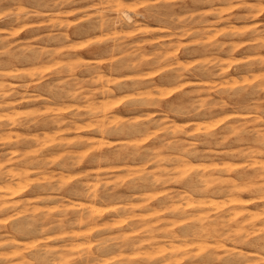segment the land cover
<instances>
[{
    "label": "rangeland",
    "instance_id": "1",
    "mask_svg": "<svg viewBox=\"0 0 264 264\" xmlns=\"http://www.w3.org/2000/svg\"><path fill=\"white\" fill-rule=\"evenodd\" d=\"M32 7L30 0H0V16H18L22 10L28 11ZM90 7V0H79L67 6L66 15L59 19V14H52L51 19L30 17L19 25L10 18L0 20V36L7 37V43L14 45L7 52L4 51L6 45H0V52L3 53L0 54V73H6L0 75V84L3 85L0 93H10L3 98L8 107L0 109V165H3V169H0V222H7L0 223V237L8 241L0 247V264H244L246 260H250L251 264H264V252L255 247H236L232 244L234 238L251 236L253 231L264 229V201L258 199L255 192L258 173H264V154L258 143L264 138V90L256 89V85L264 79V49L258 47V38L247 34L240 37L231 35L238 28L249 26L234 19L242 14V9L229 10L228 0H200L197 3L185 0L184 11L180 14L193 16L197 20L203 17L202 22L188 27L187 34L181 36L165 31L130 34L124 41L125 45H130L126 52L134 62L135 57L139 56L143 70L126 76L110 70L119 67L114 63L115 56L101 54L113 45L93 43L103 37L88 36L86 30L81 28L78 36H84V39H75L76 52L81 59L99 56L90 60L101 72L100 80L93 89V101L97 106L103 105L105 108L106 105V114L120 119L128 112L135 111L121 102L131 93L116 91L117 84L123 79L159 81V90L161 93H172L170 98H182L185 102L199 99L205 105L199 117L160 119L157 122L159 127L152 129V133L164 138H184L186 132L189 137L199 138L204 127L215 128L220 133L219 138H211L214 144L219 142V148L200 146L201 156L178 166L202 170L198 178L195 175L191 178L190 183L198 184L202 189L205 187L207 192L202 191L189 199L178 188L175 191L179 194H174L173 185L153 187L144 179V173L155 172L157 165L147 163L149 155L155 158L156 152L131 155L137 151L134 146L146 147L154 143L142 135V129L132 132V139L123 136L105 139L92 130L88 118L77 117L70 125L56 122L61 116L66 121L70 119L67 109L72 108L75 102L46 97L44 87L49 80L58 81V77L52 76V64L45 56L39 61L34 60L29 49L38 47L42 53L55 52L60 62L61 48L58 42L49 39L50 35L58 30L55 27L58 23L59 30H64L65 23L70 25L67 31L77 30V22L83 25L84 11ZM33 33L39 39L34 38ZM164 44L173 47L169 51H162L161 45ZM9 52L15 53V56L9 55ZM119 54L116 53V56ZM158 56L167 58L164 64L169 69L183 67L186 74L183 91L199 89V97H183V92L170 89L169 82L175 75L174 71L157 75L151 70L152 61ZM217 63L223 67V79L213 72V69L219 71L216 69ZM201 64L206 71L193 72L192 66L199 67ZM83 71L79 67L73 69L78 79H87L81 76ZM208 72H213L215 78L209 77ZM19 73L33 75L20 76ZM39 74L46 75L48 79L41 81ZM240 83L247 85V90L231 100L213 91L218 85L223 87ZM107 86L114 90V95L108 92ZM144 95L149 101L156 99L148 90ZM212 100L224 106L207 107ZM166 103L167 100H163L160 109L155 111L164 109ZM169 128L170 132L167 131ZM160 142L157 141V144ZM181 142L184 140L181 139ZM99 157H106L103 165L90 163ZM160 160L168 163V158L163 155ZM15 174L22 176L16 177ZM23 175H26L25 178ZM202 175L205 177L202 178ZM22 186L27 187L21 191ZM85 188L88 189L87 195L75 194ZM239 198L241 202H237ZM180 200L185 201L183 211L177 210L181 207ZM188 202L191 204L188 205ZM248 209L258 216L251 218L252 213ZM199 211L206 215H199ZM229 214H234L235 218ZM17 216L20 218L14 219ZM27 217H39L41 222L34 223ZM185 240L189 244L184 243L187 242ZM169 243L179 244L175 246L179 250H171L174 246ZM200 243L203 248H200ZM159 247L166 251L159 250ZM144 251L151 255H143ZM61 255L72 261L66 262L65 259L61 262ZM177 257L180 261L174 263Z\"/></svg>",
    "mask_w": 264,
    "mask_h": 264
},
{
    "label": "clouds",
    "instance_id": "2",
    "mask_svg": "<svg viewBox=\"0 0 264 264\" xmlns=\"http://www.w3.org/2000/svg\"><path fill=\"white\" fill-rule=\"evenodd\" d=\"M78 2L79 0H30V3L33 5L30 10H22V14L18 16H0V20L10 18L14 24L19 25L27 22L30 17L37 20L51 19L52 14H59V19L66 15L65 10L67 6ZM193 2L197 3L200 0H193ZM228 3L229 10L232 8L242 9V14L235 16L234 19L249 25L247 28L235 30L231 35L240 37L247 34L250 37L258 38L260 40L258 47L264 49V19H261L264 17V0H228ZM90 4L91 7L84 11L83 25L77 22L79 26L77 30L72 32L67 31L70 26L67 23L64 24V30H59L60 25L58 23L55 26L58 30L50 35L49 39L58 42V46L61 48V54L59 55L60 62L57 61V54L55 52L42 53L38 47L29 49L33 53L32 59L34 60L39 61L42 56H45L52 64V76L58 77V81L49 80L48 85L44 87L43 91L46 97L51 100L62 98L75 102L72 108L67 109L70 113V119L66 121L63 117H59L56 122L59 124L69 123L70 125L71 121L77 117L88 118L92 130L105 139L122 136L132 139L131 133L136 129H142V135L152 139L154 143L148 144L146 147L143 145L134 146L137 151L131 155H138L140 152L148 155L156 152L155 158L149 155L147 163L157 165L155 172L144 173V179L153 187L160 185L163 188L173 185V191L176 195H178V192L175 189L178 188L179 192L185 193L189 199L197 196L203 189L198 184L193 185L190 181L194 175L198 178L202 170L184 169L178 166L191 162L193 157L201 156L200 146L219 148V142L214 144L211 138L219 137L220 133H217L215 128L204 127L201 129V136L199 138L189 137L187 132L184 138L171 136L164 138L156 136L152 133V129L154 126L159 127L157 122L160 119L183 120L199 117L205 105L199 99L185 102L182 98H170L172 93H161L159 90V81L144 79H132L129 81L128 79H123L117 84L116 91L131 93V95L125 96L121 102L126 107L135 109V111L128 112L126 116H122L120 119L106 114L104 106H97L93 101V89L98 83L101 72L99 67L95 63H91L90 60L98 59L99 56H86L84 59H81L76 52L75 39H84V36H78V31L81 28L86 30L88 36L103 37L102 39L94 40L93 43L112 44L113 47L111 49L102 51L101 54L115 56L114 63L118 64L119 67H112L110 70L113 72L119 71L126 76L128 73L135 74L143 70V62L139 56L135 57L134 62L126 52V49L130 45H125L124 41L130 34L165 31L170 32L174 36L186 35V29L201 23L203 17L197 20L190 15H181L180 13L184 11L183 5L185 4V0H90ZM36 27L38 28L39 25H36ZM33 37L39 39L36 33H33ZM0 45H6L5 52L14 47V45L7 43V37L3 36H0ZM172 47V45L168 44L161 45L162 51H169ZM116 53L120 54L116 56ZM0 54L3 53L0 52ZM9 55L15 56V53L9 52ZM165 59L167 58L160 56L153 59L151 70L157 75L174 71L175 75L169 82V88L183 92V97H199V89L188 92L183 91L186 82V74L183 67L169 69L164 64ZM173 63L175 62L173 61ZM76 67L84 70L81 76L87 77V79H78L74 75L73 69ZM192 68L193 72L206 71L202 64L199 67L193 65ZM216 69H219V71L213 69L215 76L223 79L222 65L217 63ZM213 72H208V76L215 78ZM0 75H6V73H0ZM19 75L29 76L33 74L19 73ZM39 75L41 81L48 79L46 75ZM105 84H107V81H105ZM189 86L193 87L190 84ZM0 87H3V85L0 84ZM247 87L244 83L223 87L218 85L213 91L217 95L231 100L234 96L246 91ZM256 89L264 90V79H261L259 84L256 85ZM145 90L150 91L156 99L147 100L144 95ZM109 93L115 94L112 89H109ZM8 94L10 93H0V109L8 107L3 102V97ZM208 99L211 100V97H208ZM163 100H167L164 109L155 111L156 109H160ZM216 106L223 107L224 104L212 100L211 104L207 105L209 108ZM81 112H83V117H81ZM134 116L143 118L132 119ZM167 131L170 132L171 129L169 128ZM181 139L184 142H181ZM157 141L162 142L157 144ZM258 143L262 154H264V138ZM157 148L159 151H157ZM161 155L168 158V163L164 164L160 160ZM105 160L106 157H99L90 161V163L93 165H103ZM0 169H3V165H0ZM258 178L256 195L258 199L264 201V173H259ZM75 194L87 195L88 189L85 188ZM179 203L181 207L177 210L183 211L185 201L180 200ZM19 218V216L14 217V219ZM27 218L31 219L34 223L41 222L39 217ZM0 223L7 224V222ZM49 226L51 227V225ZM7 242L0 237V247ZM232 244L236 247H255L257 250L264 252V229H261L259 232L253 231L251 236L234 238ZM225 255H228V253ZM244 264H251V262L246 260Z\"/></svg>",
    "mask_w": 264,
    "mask_h": 264
},
{
    "label": "bare ground",
    "instance_id": "3",
    "mask_svg": "<svg viewBox=\"0 0 264 264\" xmlns=\"http://www.w3.org/2000/svg\"><path fill=\"white\" fill-rule=\"evenodd\" d=\"M217 4H218V3H217ZM225 5H226V4H225ZM195 8H196V7H195ZM217 11H218V10H217ZM17 13H18V12H17ZM239 13H240V12H239ZM18 14H19V13H18ZM201 14H202V13H201ZM19 15H20V14H19ZM227 16H228V15H227ZM228 17H229V16H228ZM228 19H229V18H228ZM206 22H207V21H206ZM195 29H196V28H195ZM202 29H204V28H202ZM238 29H239V28H238ZM186 31H187V30H186ZM205 36H206V35H205ZM172 41H173V40H172ZM203 41H204V40H203ZM242 41H243V40H242ZM168 42H169V41H168ZM240 42H241V41H240ZM10 44H11V43H10ZM236 44H237V43H236ZM247 46H248V45H247ZM233 49H234V48H233ZM57 52H58V51H57ZM161 53H162V52H161ZM155 54H156V53H155ZM163 54H164V53H163ZM153 55H154V54H153ZM167 55H168V54H167ZM247 66H248V65H247ZM225 71H227V70H225ZM254 74H255V73H254ZM228 76H229V75H228ZM260 76H261V75H260ZM252 77H253V76H252ZM110 78H111V77H110ZM254 78H255V77H254ZM236 79H237V78H236ZM98 80H100V79H98ZM226 81H227V80H226ZM226 81H225V82H226ZM200 82H201V81H200ZM211 82H212V81H211ZM227 84H228V83H227ZM5 86H6V85H5ZM107 87H108V86H107ZM102 88H104V87H102ZM206 88H207V87H206ZM1 89H2V88H1ZM108 89H109V87H108ZM108 89H107V90H108ZM110 89H111V88H110ZM112 90H113V89H112ZM17 91H18V90H17ZM102 91H103V90H102ZM113 91H114V90H113ZM108 92H109V91H108ZM108 92H107V94H108ZM33 93H35V92H33ZM103 95H104V94H103ZM37 96H38V95H37ZM19 97H20V96H19ZM43 97H44V96H43ZM146 97H147V96H146ZM211 97H212V96H211ZM3 98H4V97H3ZM15 98H16V97H15ZM202 98H204V97H202ZM26 99H27V98H26ZM19 100H20V99H19ZM97 100H98V99H97ZM201 100H202V99H201ZM204 100H205V99H204ZM244 100H245V99H244ZM3 101H4V100H3ZM21 101H22V100H21ZM21 101H20V102H21ZM18 102H19V101H18ZM100 102H101V101H100ZM13 103H14V102H13ZM13 103H12V104H13ZM38 103H39V102H38ZM14 104H15V103H14ZM202 104H203V103H202ZM9 105H10V104H9ZM12 106H15V105H12ZM107 106H108V105H107ZM109 107H110V105H109ZM105 108H107L106 105H105ZM107 109H108V108H107ZM107 109H105V111H106ZM112 109H113V108H112ZM112 109H111V110H112ZM59 113H60V112H59ZM111 114H112V113H111ZM207 115H208V114H207ZM209 115H210V114H209ZM214 115H216V114H214ZM61 117H62V116H61ZM244 117H245V116H244ZM258 117H259V116H258ZM57 118H58V117H57ZM245 118H246V117H245ZM250 118H251V117H250ZM256 118H257V117H256ZM15 119H16V117H15ZM18 119H19V118H18ZM234 119H235V118H234ZM257 119H258V118H257ZM261 119H262V118H261ZM19 120H20V119H19ZM56 120H57V119H56ZM66 120H67V119H66ZM245 120H246V119H245ZM252 120H253V119H252ZM236 121H237V120H236ZM241 121H242V120H241ZM248 121H249V120H248ZM261 121H262V120H261ZM18 122H19V121H18ZM20 122H21V121H20ZM71 122H72V121H71ZM249 122H250V121H249ZM29 123H31V122H29ZM245 123H246V122H245ZM15 124H16V123H15ZM15 124H14V125H15ZM24 124H25V123H24ZM88 124H89V123H88ZM2 125H3V124H2ZM25 125H26V124H25ZM231 125H232V124H231ZM239 125H240V124H239ZM0 126H1V124H0ZM57 126H58V125H57ZM254 126H255V125H254ZM2 127H3V126H2ZM8 127H9V126H8ZM8 127H7V128H8ZM18 127H19V126H18ZM35 127H36V126H35ZM44 127H45V126H44ZM250 127H251V126H250ZM255 127H256V126H255ZM255 127H254V128H255ZM257 127H258V126H257ZM263 127H264V126H263ZM42 128H43V127H42ZM225 128H226V127H225ZM230 128H231V127H230ZM247 128H249V127H247ZM2 129H3V128H2ZM2 129H1V131H2ZM4 129H5V128H4ZM39 129H40V128H39ZM227 129H228V127H227ZM244 129H245V128H244ZM244 129H243V130H244ZM251 129H252V128H251ZM263 129H264V128H263ZM238 130L240 131V129H238ZM243 130L241 129V131H243ZM256 130H257V129H256ZM75 131H76V130H75ZM245 131H247V130L245 129ZM261 131H262V130H261ZM263 131H264V130H263ZM2 132H3V131H2ZM61 132H63V131H61ZM153 132H154V131H153ZM230 132H231V131H230ZM236 132H237V131H236ZM224 133H226V132H224ZM224 133H223V138H224ZM227 133H228V132H227ZM242 133H243V132H242ZM221 134H222V133H221ZM247 134H249V132H248ZM260 134H261V133H260ZM221 136H222V135H221ZM221 136H220V138H221ZM20 137H21V136H20ZM253 137H254V136H253ZM263 137H264V134H263ZM216 138H217V137H216ZM218 138H219V137H218ZM236 138H237V137H236ZM23 139H24V138H23ZM213 139H214V138H213ZM237 139H238V138H237ZM21 140H22V138H21ZM80 140H81V139H80ZM80 140H79V141H80ZM182 140H183V139H182ZM232 140H233V139H232ZM239 140H240V139H239ZM217 141H218V140H217ZM219 141H220V140H219ZM258 141H259V140H258ZM239 146H240V145H239ZM248 146H249V145H248ZM235 148H236V147H235ZM253 148H254V147H253ZM18 149H20V148H18ZM259 150H260V149H259ZM215 151H218V150H215ZM227 151H228V150H227ZM251 153H252V152H251ZM258 153H259V152H258ZM260 153H261V151H260ZM252 154H253V153H252ZM239 155H240V154H239ZM256 155H257V152H256ZM256 155H255V156H256ZM261 155H262V154H261ZM252 156H253V155H252ZM256 157H257V156H256ZM253 158H254V157H253ZM259 158H260V157H259ZM259 158H258V159H259ZM213 160H214V159H213ZM253 160H254V159H253ZM263 160H264V159H263ZM224 162H225V161H224ZM255 162H256V160H255ZM251 163H252V162H251ZM258 163H259V162H258ZM224 164H225V163H224ZM256 164H257V163H256ZM256 164H255V165H256ZM263 165H264V164H263ZM230 166H231V165H230ZM230 166H229V167H230ZM259 166L261 167V165H259ZM193 167H194V166H193ZM213 167H214V166H213ZM225 167H226V166H225ZM225 167H224V168H225ZM231 167H232V166H231ZM262 167L264 168V166H262ZM205 169H207V168H205ZM12 170H13V169H12ZM208 170H209V169H208ZM262 170H263V169H262ZM24 171H25V170H24ZM224 171H226V169H225ZM228 171H229V170H228ZM260 171H261V170H260ZM263 171H264V170H263ZM218 172H219V171H218ZM218 172H217V173H218ZM255 172H256V171H255ZM261 172H262V171H261ZM207 173H209V172H207ZM259 173H260V172H259ZM259 173H258V174H259ZM13 174H14V173H13ZM17 174H18V173H17ZM17 174H15L16 177H17V176H19V177L22 176V175L20 176V175H17ZM21 174H22V173H21ZM23 174H24V173H23ZM27 174H28V173H26V175H27ZM213 174H214V173H213ZM26 175H23L24 178H25ZM209 175H210V174H209ZM209 175H208V176H209ZM245 175H246V174H245ZM214 176H215V175H214ZM222 176H223V175H222ZM222 176H221V177H222ZM225 176H226V175H224V177H225ZM248 176H249V175H248ZM12 177H13V176H12ZM204 177H205V176L202 175V178H204ZM224 177H222V178H224ZM244 177H245V176H244ZM250 177H251V176H250ZM213 178H214V177H213ZM219 178H220V177H219ZM246 178H247V177H246ZM16 179H17V178H16ZM235 179H236V178H235ZM19 180H20V179H19ZM205 180H207V179L205 178ZM205 180H204V183L206 182ZM213 180H214V179H213ZM254 180H255V179H254ZM21 181H22V180H21ZM196 181H197V180H196ZM217 181H218V180H217ZM223 181H224V179H223ZM194 182H195V181H194ZM196 183H197V182H196ZM213 183H214V182H213ZM219 183H221V182H219ZM257 183H258V182H257ZM207 184H208V183H207ZM248 184H249V183H248ZM251 184H254V183L251 182ZM249 185H250V184H249ZM7 186H8V185H7ZM206 186H207V185H206ZM208 186H210V185H208ZM242 186H243V185H242ZM26 187H27V186H22L21 191L25 190ZM218 187H219V186H218ZM4 188H6V187H4ZM204 188H205V187H203V189H204ZM234 188H235V187H234ZM220 189H222V188H220ZM229 189H230V188H229ZM238 189H239V188H238ZM224 190H225V189H224ZM230 190H231V189H230ZM256 190H257V189H256ZM3 191H4V190H3ZM3 191H2V192H3ZM6 191H7V190H6ZM10 191H11V190H10ZM203 191H205V189H204ZM232 191H233V190H232ZM0 192H1V190H0ZM4 192H5V191H4ZM205 192H207V191H205ZM255 192H256V191H255ZM17 193H18V192H17ZM6 194H7V193H6ZM11 194H12V193H11ZM178 194H179V193H178ZM181 194H183V193H181ZM12 195H14V194H12ZM16 195H17V194H16ZM20 195H21V194H20ZM227 195H228V194H227ZM230 195H232V194H230ZM236 195H237V194H236ZM183 196H184V195H183ZM1 197H2V196H1ZM1 197H0V199H1ZM194 197H195V196H194ZM208 197H209V196H208ZM4 198H5V197H4ZM201 198H202V197H201ZM235 198H236V197H235ZM205 199H206V198H205ZM231 199H232V198H231ZM233 199H234V198H233ZM6 200H7V199H6ZM185 200H186V199H185ZM196 200H197V199H196ZM199 200H200V199H199ZM201 200H202V199H201ZM201 200H200V201H201ZM203 200H204V199H203ZM238 200H239V202L242 201V200H240V198L237 199V202H238ZM11 201H13V200H11ZM171 201H172V200H171ZM171 201H170V202H171ZM192 201H193V200H192ZM230 201H231V200H230ZM235 201H236V200H234V202H235ZM2 202H3V201H2ZM170 202H169V203H170ZM196 202H197V201H196ZM204 202L206 203V200H205ZM210 202H212V201L210 200ZM231 202H232V201H231ZM16 203H17V202H16ZM16 203H15V204H16ZM189 203H190V202H188L187 204L189 205ZM200 203L202 204V202H200ZM200 203H197V204L199 205ZM9 204H10V203H9ZM173 204H174V203H173ZM175 204L177 205L178 203H175ZM190 204H191V203H190ZM195 204H196V203H195ZM201 204H200V205H201ZM3 205H4V204H3ZM3 205H2V207H3ZM5 205H6V204H5ZM176 205H175V206H176ZM203 205H204V203H203ZM208 205H209V204H208ZM12 206H13V205H12ZM15 206H16V205H15ZM171 206H172V205H171ZM177 206H178V205H177ZM191 206H192V205H191ZM212 206H213V205H212ZM28 207H29V204H28ZM0 208H1V207H0ZM236 208H237V210H238V207H236ZM236 208H234V209H236ZM247 208H248V207H247ZM32 209H33V208H32ZM32 209H31V210H32ZM201 209H202V208H201ZM234 209H233V210H234ZM242 209H243V208H242ZM51 210H52V209H51ZM92 210H93V209H92ZM174 210H175V209H174ZM230 210H231V209H230ZM230 210H229L228 213H230ZM237 210H235V211H237ZM244 210H245V208H244ZM244 210H243V211H244ZM67 211H68V210H67ZM95 211H96V210H95ZM95 211H94V212H95ZM157 211H158V210H157ZM208 211H209V210H208ZM238 211H239V210H238ZM238 211H237L236 213H238ZM250 211H251V210H250ZM250 211H249V209H248V212H249V213H250ZM90 212H91V211H90ZM159 212H160V211H159ZM189 212H190V211H189ZM201 212L203 213V211H201ZM244 212H245V211H244ZM246 212H247V210H246ZM253 212H254V210H253ZM62 213H63V212H62ZM92 213H93V212H92ZM95 213H97V211H96ZM197 213H198V212H197ZM202 213H200V211H199L198 214L201 215ZM208 213H209V212H208ZM240 213H241V212H240ZM251 213H252V211H251ZM80 214H82V213H80ZM90 214H91V213H90ZM231 214H232V213H231ZM234 214H235V213H234ZM234 214H233V215H234ZM238 214H239V213H238ZM245 214H246V213H245ZM76 215H77V214H76ZM76 215H75V216H76ZM202 215L204 216V215H206V214L203 213ZM211 215H212V214H211ZM211 215H210V216H211ZM233 215H230V214H229L230 217H233ZM236 215H237V214H236ZM246 215H247V214H246ZM254 215H255V213H254ZM254 215H253V213H252L251 218H252V216H254ZM10 216H12V215H10ZM61 216H62V214H61ZM75 216H74V217H75ZM80 216H81V215H80ZM194 216H195V215H194ZM234 216H235V215H234ZM257 216H258V215L256 214L254 217H257ZM139 217H140V216H139ZM142 217H144V216H142ZM188 217H190V216H188ZM230 217H228V218H230ZM249 217H250V216H249ZM249 217H247V218H249ZM133 218H134V217H133ZM193 218H194V217H193ZM220 218H221V217H220ZM234 218H235V217H233V219H234ZM75 220H76V219H75ZM200 220H201V219H200ZM235 220H236V219H235ZM246 220H247V219H246ZM250 220H251V219H249L248 221H250ZM252 220H253V219H252ZM87 221H88V220H87ZM227 221H228V220H227ZM229 221H230V220H229ZM236 221H237V220H236ZM88 222H89V221H88ZM242 222H243V221H242ZM240 223H241V222H240ZM243 223H245V221H244ZM238 224H239V223H238ZM254 224H255V223H254ZM241 225H242V224H241ZM207 226H208V225H207ZM22 227H23V226H22ZM22 227H21V228H22ZM190 227H191V226H190ZM210 227H211V226H210ZM23 228H24V227H23ZM199 228H200V227H199ZM199 228H198V229H199ZM238 228H239V227H238ZM199 230H200V229H199ZM202 230H203V228H202ZM202 230H201V231H202ZM235 230H236V229H235ZM235 230H234V231H235ZM240 230H241V229H240ZM191 231H192V229H191ZM236 232H237V231H236ZM241 232H242V231H241ZM177 233H178V232H177ZM177 233L174 232V234H177ZM193 233H195V232H193ZM199 233H200V232H199ZM232 233H233V232H232ZM7 234H8V233H7ZM197 234H198V233H197ZM240 234H241V233H240ZM0 235H2V234H0ZM155 235H156V234H155ZM172 235H173V234H172ZM207 235H208V234H207ZM180 236H181V235H180ZM191 236H192V235H191ZM152 237H153V236H152ZM174 237H175V236H174ZM184 237H185V236H184ZM212 237H213V236H212ZM4 238H6V237H4ZM153 238H154V237H153ZM176 238H177V237H176ZM8 239H9V238H8ZM12 239H13V238H12ZM14 239H15V238H14ZM14 239H13V240H14ZM136 239H137V238H136ZM150 239H152V238H150ZM156 239H157V238H156ZM146 240H147V239H146ZM152 240H153V239H152ZM196 240H197V239H196ZM196 240H195V241H196ZM201 240H202V239H201ZM9 241H10V240H9ZM11 241H12V240H11ZM14 241H15V240H14ZM72 241H73V240H72ZM168 241H169V240H168ZM182 241H183V240H182ZM185 241H187V240H185ZM191 241H192V240H191ZM16 242H18V241H16ZM176 242H177V241H176ZM189 242H190V241H189ZM192 242H194V241H192ZM200 242H204V240H203V241H200ZM78 243H80V242H78ZM157 243H158V242H157ZM160 243H161V242H160ZM181 243H182V242H181ZM184 243L187 244L188 241H187V242H184ZM190 243H191V242H190ZM206 243H208V242H206ZM138 244H139V243H138ZM169 244H172V243H169ZM186 244H185V245H186ZM188 244H189V243H188ZM194 244L196 245V243H194ZM198 244H199V243H198ZM198 244H197V245H198ZM200 244H201V243H200ZM83 245H84V244L82 243V246H83ZM149 245L153 246L152 244H149ZM156 245H157V244H156ZM165 245H166V244H165ZM172 245L174 246V248H172L171 250H174L175 248H176V249L179 248V247H175L176 245H179V244H172ZM219 245H220V244H219ZM68 246L70 247V245H68ZM75 246H76V243H75ZM157 246H158V245H157ZM159 246H161V245H159ZM166 246H167V245H166ZM166 246H165V247H166ZM181 246H182V245H181ZM210 246H211V245H210ZM17 247H18V246H17ZM17 247H16V248H17ZM71 247H72V246H71ZM73 247H74V246H73ZM73 247H72V248H73ZM76 247H77V246H76ZM170 247H172V246H170ZM182 247H183V246H182ZM185 247H186V246H185ZM219 247L221 248L222 246H219ZM60 248H61V247H60ZM145 248H146V247H145ZM147 248H148V247H147ZM161 248H162V246H161ZM161 248L159 247V250H163V251L165 250V249H161ZM163 248H164V247H163ZM168 248H169V246H168ZM168 248L166 247V249H168ZM200 248H203V247H202V244H201ZM204 248H205V247H204ZM9 249H12V248H9ZM9 249H8V250H9ZM13 249H14V248H13ZM73 249H75V247H74ZM143 249H144V248H143ZM169 249H170V248H169ZM169 249H168V250H169ZM216 249H217V248H216ZM14 250H16V249H14ZM19 250H20V251H19V254H20L21 249H19ZM145 250H146V249H145ZM178 250H179V249H178ZM186 250H187V249H186ZM22 251H23V250H22ZM147 251H148V250H147ZM150 251H151V250H150ZM165 251H166V250H165ZM184 251H185V249H184ZM141 252H142V251H141ZM156 252H157V251H156ZM161 252H162V251H161ZM6 253H7V252H6ZM6 253H5V254H6ZM52 253H53V252H52ZM142 253H143V252H142ZM158 253H159V251H158ZM50 254H51V253H50ZM60 254H61V253H59L58 255L60 256ZM66 254H67V253H66ZM145 254H146V255H149V256L151 255L150 253L147 254L146 251H144V254H143V255H145ZM154 254H155V252H154ZM154 254H153V255H154ZM183 254H184V253H183ZM15 255H16V254H15ZM17 255H18V254H17ZM211 255H212V254H211ZM20 256H22V255H20ZM20 256H19V257H20ZM61 256H62V255H61ZM175 256H176V255H175ZM180 256H181V255H180ZM216 256H217V255H216ZM261 256H262V255H261ZM5 257H7V256L5 255ZM19 257H18V258H19ZM68 257H69V256H68ZM173 257H174V255H173ZM181 257H182V256H181ZM218 257H219V255H218ZM22 258H23V256H22ZM61 258H62V259H61V262H62V261H65V259H66V262L72 261L71 259H69V258H67V257L65 258V257L62 256ZM160 258H161V257H160ZM216 258H217V257H216ZM26 260H27V258H26ZM30 260H31V259H30ZM181 260H182V259H181ZM32 261H33V260H32ZM175 261H180V260H178V257H177V260L175 259V260H174V263H175ZM236 261H237V260H236ZM249 261H250V260H249ZM33 262H34V261H33ZM21 263H22V262H21ZM15 264H16V263H15ZM144 264H145V263H144ZM170 264H171V263H170Z\"/></svg>",
    "mask_w": 264,
    "mask_h": 264
}]
</instances>
